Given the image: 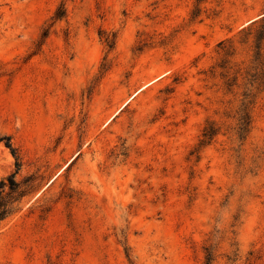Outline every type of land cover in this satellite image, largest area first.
Instances as JSON below:
<instances>
[{"label":"rangeland","instance_id":"obj_1","mask_svg":"<svg viewBox=\"0 0 264 264\" xmlns=\"http://www.w3.org/2000/svg\"><path fill=\"white\" fill-rule=\"evenodd\" d=\"M206 263L264 264V0H0V264Z\"/></svg>","mask_w":264,"mask_h":264},{"label":"trees","instance_id":"obj_2","mask_svg":"<svg viewBox=\"0 0 264 264\" xmlns=\"http://www.w3.org/2000/svg\"><path fill=\"white\" fill-rule=\"evenodd\" d=\"M248 124V122L245 121L244 117H241V122H240V131H244L246 128V125ZM9 146V145H8ZM10 183L13 184L12 179L10 178ZM208 264V263H206Z\"/></svg>","mask_w":264,"mask_h":264}]
</instances>
